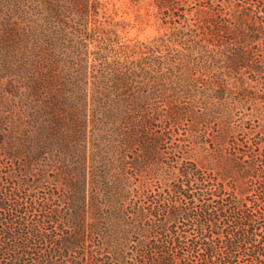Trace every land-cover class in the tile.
Instances as JSON below:
<instances>
[{
	"label": "trees",
	"instance_id": "1",
	"mask_svg": "<svg viewBox=\"0 0 264 264\" xmlns=\"http://www.w3.org/2000/svg\"><path fill=\"white\" fill-rule=\"evenodd\" d=\"M111 1L0 0V264H264V0Z\"/></svg>",
	"mask_w": 264,
	"mask_h": 264
},
{
	"label": "rangeland",
	"instance_id": "2",
	"mask_svg": "<svg viewBox=\"0 0 264 264\" xmlns=\"http://www.w3.org/2000/svg\"><path fill=\"white\" fill-rule=\"evenodd\" d=\"M111 2L114 4L117 13L116 20L125 23L122 34L126 38L144 39L156 34L154 26L145 25L136 19L137 15L142 14L143 11L137 12V7L130 0H112Z\"/></svg>",
	"mask_w": 264,
	"mask_h": 264
}]
</instances>
